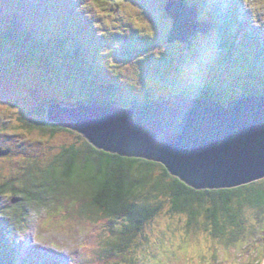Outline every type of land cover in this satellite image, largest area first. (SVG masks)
Wrapping results in <instances>:
<instances>
[{
	"label": "rangeland",
	"instance_id": "1",
	"mask_svg": "<svg viewBox=\"0 0 264 264\" xmlns=\"http://www.w3.org/2000/svg\"><path fill=\"white\" fill-rule=\"evenodd\" d=\"M45 1L36 0V17L48 15L44 12L50 5L58 6L62 19L75 11L84 20V34L97 35L96 43L84 35L79 42L89 47L94 44L95 50L103 55L108 48L113 51L110 57L103 56L100 61L106 65L105 81L115 86L90 91L70 85L63 87L59 84L61 78L54 74L9 62V58L0 60V147L11 150L10 154L0 157V187L9 185L0 195V226H15L17 234L10 235V246L18 254V264H44V261L38 262L39 258L48 259L50 264H94L97 259H105L102 264H264V212L248 205L242 211V224L255 234L252 239L248 234L242 235L241 241L231 246L212 237L211 227L203 224L204 216L190 225L188 216L171 211L170 201L164 196L156 201L150 198L161 210L128 246L117 234L123 229L122 221H107L102 225L96 216L80 217L79 209L74 208L78 201L65 198L56 202L50 198L46 204H32L24 200L21 192L27 185L41 182L38 180L43 178L45 169L54 164L63 148L73 144L80 148L83 142L88 143L70 130L52 134L28 128L27 123L35 124L39 120L38 108L45 109L47 121V105L52 101L69 106L88 99L147 104L188 88L196 93L207 88L215 93L222 89L224 104L248 96L258 84L254 74L259 72L255 66V70L250 69L248 62L258 52L264 59V45L259 50L256 44L264 42L261 40L264 38V0L223 1L222 5L230 6L233 15L234 6L241 5V13L245 14L239 19L243 21L242 28L253 29L247 37L250 41L245 40L247 33L240 36L231 60L219 50L217 32L213 30L207 34L196 33L188 43L177 39L169 42L173 22L164 10L168 0ZM76 2L77 5H72ZM187 6L199 13L198 22L207 27V18L200 15L204 9L198 10L193 0H188ZM101 19L102 25H99ZM107 42L108 48H103ZM124 48H132L129 55L132 58L123 56L122 60H116L114 54ZM14 200L18 202L13 203ZM23 213L27 216L26 224L17 220ZM83 239L90 240L95 247H85ZM114 244L117 247H112ZM242 245L247 247L244 249ZM105 249L111 253L109 257Z\"/></svg>",
	"mask_w": 264,
	"mask_h": 264
},
{
	"label": "trees",
	"instance_id": "2",
	"mask_svg": "<svg viewBox=\"0 0 264 264\" xmlns=\"http://www.w3.org/2000/svg\"><path fill=\"white\" fill-rule=\"evenodd\" d=\"M28 1L0 2V60L9 58V62L36 67L54 74L55 77L61 78L59 84L63 87L70 85L79 90L85 88L89 91L112 89L114 83L112 85L105 81L107 80L104 71L106 65L100 61L104 59L103 56L110 57L113 52L108 48L109 42L103 45V48L107 47L108 51L104 55L100 54L98 50H95L94 44L89 47L79 42L84 35L96 43L94 40L97 35L84 34L83 28L86 27L84 20L78 17L75 11L69 12L62 19V13L56 9L58 6L50 5L44 12L48 15L40 18L36 17L35 6ZM53 1L46 0L43 3ZM223 1L218 0L219 3H217L216 0H193V5L198 7V10L204 9L200 15H204L207 18L205 21L208 20V23L214 25L213 31L217 32L219 50L231 60L236 52L240 36L244 35L242 31L244 24L239 20L242 14L241 5L232 7L235 10L233 15V11L229 10L230 6L222 5ZM59 5L64 4L59 3ZM67 10L66 8L65 11L68 12ZM244 15L243 13L242 16ZM247 37H250L249 34L245 36V40H248ZM256 44L260 50L264 42ZM132 52V48H124L116 55L114 54V57L117 58L116 60H122L123 56L130 59L133 56H129ZM248 63L250 69L255 70L257 67L260 73L254 74L258 84L247 95L264 96V59L258 52V55ZM250 69L249 71L246 69L247 73H250ZM260 76H262L261 79ZM196 92L188 88L179 93L220 102L225 97L222 89L216 93L212 88ZM84 102L124 107L138 104L135 101H120L128 102L124 104L114 101L104 102L99 99H88L79 103ZM36 116L39 120L35 124L27 123L29 129H41L52 134L66 130L48 123L43 108L36 109ZM263 180L233 189L195 190L171 176L160 163L105 153L83 142L80 148L74 144L63 148L55 157L54 164L48 165L45 169L43 178L38 180L41 182L38 185H27L21 192L25 195L24 200L32 204H46L50 198H54L56 202L65 198L78 201L77 207L74 208L79 209L80 217L96 216L102 225L107 221L111 223L115 220L122 221L123 229L117 234L121 240H125L123 243H128V246L143 233L146 225L156 218L161 210V206L152 204L151 199L156 201L160 196H164L170 201L173 213L188 216L190 225L196 224L204 216L203 224L211 227L212 237L233 246L241 241L240 236L248 234L252 239L255 234L247 231L242 224V211L244 206L248 205L257 211L264 212V184L261 183ZM8 187V184L0 187V195L4 194ZM145 192L147 196H143ZM25 214L17 216V220L26 224ZM2 230L3 233H1ZM11 234L14 236L17 234L15 226L14 228L0 226V264H18L20 261L16 250L10 246ZM86 245H90L92 249L95 247L88 239ZM242 246L240 247L244 249L247 247ZM251 246L249 245L250 249ZM112 247L117 246L114 244ZM105 252L108 254L107 257L111 255L108 249H105ZM104 261L105 259H97L94 264H102ZM38 262L43 261L40 258Z\"/></svg>",
	"mask_w": 264,
	"mask_h": 264
},
{
	"label": "water",
	"instance_id": "3",
	"mask_svg": "<svg viewBox=\"0 0 264 264\" xmlns=\"http://www.w3.org/2000/svg\"><path fill=\"white\" fill-rule=\"evenodd\" d=\"M169 42L207 34L186 0H168ZM47 122L82 136L95 149L162 164L195 190H223L264 179V96L220 101L175 93L128 107L98 102L47 105ZM11 153L0 147V157ZM14 200L13 203H17Z\"/></svg>",
	"mask_w": 264,
	"mask_h": 264
},
{
	"label": "bare ground",
	"instance_id": "4",
	"mask_svg": "<svg viewBox=\"0 0 264 264\" xmlns=\"http://www.w3.org/2000/svg\"><path fill=\"white\" fill-rule=\"evenodd\" d=\"M38 1V0H37ZM31 5H35V2H36V0H29L28 1ZM42 12V11H41ZM234 28V30H235V27H233ZM251 30H253V29H251ZM250 29H248V27H246V29H243L242 28V31L243 32H245V33H247V34H250V33H252V31H251ZM261 40H264V38L262 37V39ZM83 248H85V247H83ZM42 259V261H44L45 262V264H50V262H49V260L48 259H44V258H41ZM38 261H40V258H39V260ZM39 263H42V262H39Z\"/></svg>",
	"mask_w": 264,
	"mask_h": 264
}]
</instances>
